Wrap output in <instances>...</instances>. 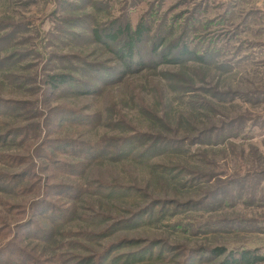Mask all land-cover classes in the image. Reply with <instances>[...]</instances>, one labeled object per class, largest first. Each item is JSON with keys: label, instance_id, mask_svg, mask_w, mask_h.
Listing matches in <instances>:
<instances>
[{"label": "rangeland", "instance_id": "374dc122", "mask_svg": "<svg viewBox=\"0 0 264 264\" xmlns=\"http://www.w3.org/2000/svg\"><path fill=\"white\" fill-rule=\"evenodd\" d=\"M140 21L127 70L102 36ZM122 241L131 264L264 258V0H0V264Z\"/></svg>", "mask_w": 264, "mask_h": 264}, {"label": "trees", "instance_id": "16d2710c", "mask_svg": "<svg viewBox=\"0 0 264 264\" xmlns=\"http://www.w3.org/2000/svg\"><path fill=\"white\" fill-rule=\"evenodd\" d=\"M113 27L115 28L114 31H108L105 36H102V33H99V30L95 29L94 31V35L96 37H99L98 39H100V35L102 37H104V39H106V41H108L107 43H111L110 41L114 42V41H119L114 42L117 44H121V46L119 47V50L117 51L118 56L121 57V59L124 61V67L128 70L131 69L134 65H140L143 60H142V56L140 55L139 57L137 55H134L135 51H138V44L139 41H141V37L143 36V34L145 33L147 26L144 25L143 22H138L137 26L135 29H132L128 23L126 24H116L113 25ZM183 52L185 54H188L190 52V50L188 51V49H186V47L183 49ZM198 59L202 60L201 56H197ZM133 59V64L130 62V60ZM164 61H167L164 59ZM49 82L56 88H58L61 85H64L65 83H72L73 80L67 76V75H51ZM77 87V86H74ZM65 93H74V88L72 86H66L65 87ZM133 145H129L127 147V149L129 148V152L133 149ZM155 148V147H154ZM160 148H157L156 150H159ZM165 150H169L166 146L163 148ZM150 151H153V149H151ZM148 151V152H150ZM127 152V153H129ZM153 209V208H151ZM69 210L67 209L66 212L64 213V211L62 210L61 213L63 214V217H66L68 214ZM60 213V214H61ZM69 213H72L71 211ZM56 216V215H54ZM67 219V218H66ZM63 219V220H66ZM143 216H140L136 221H134L135 224H141L142 222H144ZM131 223H133V221H121L120 223L117 224V227H122V226H130L132 225ZM133 224V225H135ZM116 225V224H115ZM115 227H112V229H114ZM128 241H122L119 242L116 245H112L107 253L111 254V256H114V258L112 257L110 264H131L134 262H141V261H148L150 260V256H146L143 254V250L145 248H147V246L145 248L142 249H138L134 252L130 251L129 253H121L118 251V247L119 245L123 244V245H128L127 244ZM132 243L134 245L135 242L132 240ZM151 245V244H149ZM152 247H149L148 253L153 254L154 250L153 247H157V244L151 245ZM157 249V248H156ZM226 249L223 247H214L210 250V252H207L210 256L214 258V259H218L220 258L221 263L220 264H257L259 260H264V258L260 255H257L255 252H252L251 250H246V251H241L239 253H226L225 251ZM160 252H164V246L161 248ZM226 253V254H225ZM23 256L22 253H17L16 254V258H18V260H21V257ZM172 256V255H171ZM227 256L226 258H223ZM108 257V256H107ZM105 257V258H107ZM167 257L166 255L163 257L165 258ZM185 263V262H184ZM199 264H201V262H197Z\"/></svg>", "mask_w": 264, "mask_h": 264}]
</instances>
